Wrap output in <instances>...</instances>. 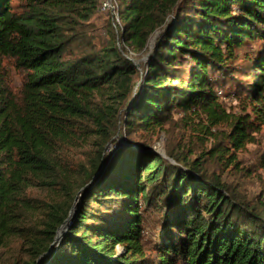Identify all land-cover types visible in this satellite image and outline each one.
<instances>
[{
  "label": "trees",
  "instance_id": "obj_1",
  "mask_svg": "<svg viewBox=\"0 0 264 264\" xmlns=\"http://www.w3.org/2000/svg\"><path fill=\"white\" fill-rule=\"evenodd\" d=\"M105 1L0 0V264H147L150 208H162L153 264H264V208L208 176L190 146L167 149L172 163L133 137L167 131L175 109L204 123L203 154L238 165L264 123V0H111L103 36ZM156 31L136 66L129 52ZM240 59L249 110L226 111L213 74ZM117 136L127 145L104 155Z\"/></svg>",
  "mask_w": 264,
  "mask_h": 264
},
{
  "label": "rangeland",
  "instance_id": "obj_2",
  "mask_svg": "<svg viewBox=\"0 0 264 264\" xmlns=\"http://www.w3.org/2000/svg\"><path fill=\"white\" fill-rule=\"evenodd\" d=\"M100 1L102 2L104 0ZM108 18L109 14L106 9L98 10L93 18L95 24L99 28V32L103 36L107 28V23L109 22ZM149 43L150 41L148 42L146 50L142 53L135 54L129 52L131 59L137 60L138 64L145 61L149 55ZM253 51H255V45L253 43H248L239 50V57H243L244 54H250ZM188 64L189 62L186 61L183 65L188 67ZM233 64V72L230 71L224 75H221L219 72L213 74L215 81L218 82V86L216 87L217 97L219 101L225 105L226 111L233 110L235 112H241L245 106L247 110H249L247 105L240 103L238 98L241 96L243 85L246 83L247 76L245 73L249 69L250 64L248 61H243V59L234 61ZM7 67L10 73V86L16 91L22 84V77L10 64H8ZM140 75L141 74H139V76ZM171 113L173 119L179 121L176 124H171V128L169 129L168 126H165L167 131L161 130L155 134L134 133L133 137L142 142H147L148 148H152L154 153H158L164 157L167 155V149L172 150L180 156L185 155L188 150L187 147L190 146L193 153L189 160L191 158H202V168L207 172L208 176L223 181L234 192L237 200L255 208H264V167H261L259 164L260 154L264 150V123L260 131L255 133L254 142L247 143L245 148L237 152L239 163L236 166H232L228 165L224 158H213L208 154H203L212 144L211 138L202 137L209 136L208 134H203L202 126H204V123H197L198 119L194 117H184V119L180 120L182 114L175 109H173ZM215 129L218 128H212V130ZM116 139V141L109 142L106 145L104 155L111 156L116 151L117 146L123 148L127 145L121 136H117ZM182 148H184L183 152L181 151ZM166 158L174 163L173 159L169 157ZM80 195L81 194L78 192L74 203L79 201ZM141 206L144 207L143 204ZM161 210L162 208H160V210L150 208L144 212L143 240L148 248L144 260L148 262L147 264H153L154 261L155 252L153 251V246L158 242L157 233L161 230ZM71 211H73L74 214V206ZM115 248L119 252L122 251L121 245H117Z\"/></svg>",
  "mask_w": 264,
  "mask_h": 264
},
{
  "label": "water",
  "instance_id": "obj_3",
  "mask_svg": "<svg viewBox=\"0 0 264 264\" xmlns=\"http://www.w3.org/2000/svg\"><path fill=\"white\" fill-rule=\"evenodd\" d=\"M158 34H159V31H156V32H154L152 35H151V37H150V43H149V53L148 54H150L151 52H152V50H153V44H154V41H155V39H156V37L158 36ZM133 60V62L135 63V65L136 66H138L139 64H138V61L137 60H134V59H132ZM148 151H152V152H154V150L152 149V148H148L147 149ZM73 215V211H71V212H69V215H68V217L64 220V222L58 227V229H57V231H56V234H55V237H54V241L52 242V244L50 245V247H49V249H48V251L46 252V253H48L49 251H50V249H51V247H52V245L55 243V244H58L59 243V241H60V239H61V237H62V235L64 234V232L66 231V229H67V222L69 221V219L71 218V216ZM118 253H120L119 251H118ZM37 262H38V260H37Z\"/></svg>",
  "mask_w": 264,
  "mask_h": 264
},
{
  "label": "built area",
  "instance_id": "obj_4",
  "mask_svg": "<svg viewBox=\"0 0 264 264\" xmlns=\"http://www.w3.org/2000/svg\"><path fill=\"white\" fill-rule=\"evenodd\" d=\"M111 0H106L103 4H102V6H101V8L102 9H106V8H109V7H111Z\"/></svg>",
  "mask_w": 264,
  "mask_h": 264
}]
</instances>
